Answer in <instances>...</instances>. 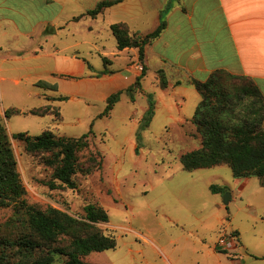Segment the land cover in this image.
I'll return each mask as SVG.
<instances>
[{"label":"rangeland","instance_id":"374dc122","mask_svg":"<svg viewBox=\"0 0 264 264\" xmlns=\"http://www.w3.org/2000/svg\"><path fill=\"white\" fill-rule=\"evenodd\" d=\"M113 13L106 19L100 18L91 32L83 24L82 58L88 65L86 75L98 77L107 68L112 72L110 75L121 81L113 84L103 77L98 84L85 80L61 81L62 94H67L65 97L69 99L51 102L47 98L56 90L45 89L37 83L22 82L17 87L0 83V123L6 126L11 137L27 202L43 210L52 207L76 218L84 217V208L91 204L108 213L109 222L98 223L97 227L115 236L117 247L90 254L84 258L86 264H170L165 255L171 256L172 263L179 259L181 264H197L203 245L215 243L217 246L222 232H233V226L240 228L247 242L262 241L264 237L255 233L264 234V221L256 222L245 211L238 210L234 202L224 203L228 193L234 198L241 195L229 165L191 172L183 168L181 157L199 150L202 137L193 119L186 122L169 119L177 116V111L170 106L176 88L171 85L165 69L156 68L155 62L150 63L141 87L124 94L110 116L100 117L106 109L107 98L123 82H128L124 80L125 75L143 72L140 62L128 65L130 56L120 55L111 26L129 19L123 11ZM132 28L143 34L140 36L151 32L145 23ZM162 78L167 81L165 88ZM43 82L59 83L54 78ZM247 83V80L238 82ZM192 93H187L188 110L195 115L196 93ZM151 100L155 103L156 116L145 128L144 118ZM254 102V98H237L235 117L252 120L253 112L259 107ZM47 105L60 110V123H56L53 115L25 114ZM10 109L22 114L7 118L5 113ZM46 130H52L58 137L89 136V148L77 153L75 189L60 187L61 182L55 180L57 164H50L53 153H29L24 142L12 138L18 133L39 136ZM54 181L59 187L52 190L50 184ZM212 185L227 192L214 194L210 190ZM16 234L14 208L0 207V255L5 241L14 239ZM263 251L264 248L253 249L255 254ZM228 255L232 260H239L238 254L237 257ZM248 255L245 253V257ZM64 261L58 258L56 264ZM247 264H264V261L252 258Z\"/></svg>","mask_w":264,"mask_h":264},{"label":"crops","instance_id":"0c3cea01","mask_svg":"<svg viewBox=\"0 0 264 264\" xmlns=\"http://www.w3.org/2000/svg\"><path fill=\"white\" fill-rule=\"evenodd\" d=\"M101 1L0 0V83L17 87L22 82L35 85L54 78L59 83H50L57 87L55 94L47 98L50 102L67 95L62 94L61 81L85 80L98 84L102 78L86 75L88 65L82 58L83 24L91 32L100 18L123 11L129 20L121 23L128 24L131 30L145 23L151 29L150 34L159 27L162 12L169 3V0H123L96 18L88 16ZM166 22L162 36L146 48L143 63L137 49L119 53L130 56L128 65L140 62L146 72L154 62L156 68L166 70L171 85L176 88L170 106L177 111V116L169 119L191 121L194 114L188 110V94L196 93V109L202 100L193 81L204 83L218 70L252 80L264 98V0H174ZM141 75L139 72L125 75L124 80L128 82H123L116 92L129 88ZM103 79L113 84L121 81L115 75H106ZM236 180L241 195L231 196L230 203L234 202L238 210L245 211L256 222L264 221V180ZM216 204L220 206L219 202ZM233 227L239 239V260H232L214 243L203 245L196 263L247 264L252 258L264 261V251L253 252L254 247L264 248V238L249 243L240 228ZM255 235L264 237L263 233ZM245 253L249 255L245 257ZM165 256L170 264L182 263L179 259L172 263L171 256Z\"/></svg>","mask_w":264,"mask_h":264},{"label":"trees","instance_id":"16d2710c","mask_svg":"<svg viewBox=\"0 0 264 264\" xmlns=\"http://www.w3.org/2000/svg\"><path fill=\"white\" fill-rule=\"evenodd\" d=\"M122 1L102 0L87 15L96 18ZM173 1L169 0L162 12L159 27L148 35L133 33L126 23L113 24L111 31L117 40L118 50L137 49L139 60L143 63L146 48L159 39L167 28L166 15L173 8ZM142 68V75L133 85L107 99L106 109L100 117L110 116L124 94L141 87V80L145 76L143 65ZM110 74L112 72L106 68L98 77ZM162 79V87L165 88L167 81ZM243 80L248 81L247 85L238 84ZM193 84L202 97L193 118L202 137V147L181 157L183 168L191 172L227 164L235 179L264 180V98L258 87L247 77L234 76L225 70L214 72L204 83L193 81ZM37 85L57 90L56 86L43 81ZM240 97L256 100L254 104L259 107L253 112L255 117L252 120L248 117H235L234 102ZM67 99L69 98L60 97L54 100ZM131 100L134 101V97ZM20 114L21 111L16 109L5 113L7 118ZM25 114L40 117L53 115L56 123L62 121L60 110L51 105L32 109ZM154 116L155 103L151 100L144 118L145 128L150 126ZM12 138L24 142L29 153H53L54 159L50 164H57L55 180L61 182L60 187L76 188L73 176L78 168L77 153L89 148L88 135L80 138L58 137L52 130H46L39 136L18 133ZM59 186L55 181L50 184L52 190ZM210 190L214 194L227 192L216 185H212ZM26 194L11 137L6 126L0 123V207L12 206L17 222V234L14 239L5 241L0 264H56L58 258L65 259L62 264H86L84 258L90 254L116 249V237L103 233L97 227L98 223L109 222V215L103 208L88 205L84 208L85 216L76 218L52 207L43 210L30 205Z\"/></svg>","mask_w":264,"mask_h":264},{"label":"built area","instance_id":"2783aa9c","mask_svg":"<svg viewBox=\"0 0 264 264\" xmlns=\"http://www.w3.org/2000/svg\"><path fill=\"white\" fill-rule=\"evenodd\" d=\"M141 66V70H142ZM239 247L238 235L235 232L223 231L219 237L217 248L227 254H234L237 257V249Z\"/></svg>","mask_w":264,"mask_h":264},{"label":"water","instance_id":"95a60500","mask_svg":"<svg viewBox=\"0 0 264 264\" xmlns=\"http://www.w3.org/2000/svg\"><path fill=\"white\" fill-rule=\"evenodd\" d=\"M230 200H231V195L228 193V194L225 196V200H224L225 205H229Z\"/></svg>","mask_w":264,"mask_h":264}]
</instances>
